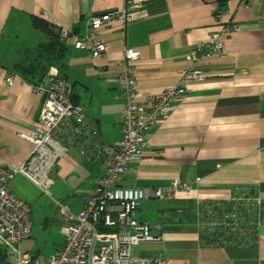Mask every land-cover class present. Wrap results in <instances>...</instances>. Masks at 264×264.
Wrapping results in <instances>:
<instances>
[{"label": "crops", "instance_id": "1", "mask_svg": "<svg viewBox=\"0 0 264 264\" xmlns=\"http://www.w3.org/2000/svg\"><path fill=\"white\" fill-rule=\"evenodd\" d=\"M140 1L131 21L115 20L99 30L108 46L104 56L75 48V37H69L63 40L65 55L45 68L43 79L54 70L72 83L73 101L99 127L103 144L97 160L71 147L60 159L58 179L47 194L66 197L70 222L103 176L113 143L122 137L125 99L117 75L125 47L141 52L135 61V87L143 93L175 85L182 72L197 66L204 78L189 82L171 113L145 133L142 159L129 163L119 180L122 186L146 191L138 218L150 222L155 212L168 221L164 227L150 223L160 225L153 229L159 239L140 244L161 243L164 249L141 255L169 264H264V224L257 238L237 245L213 243L198 235L195 225L201 197L246 193L264 200V0ZM123 7L124 0H0L1 161L25 160L33 143L22 134L36 125L43 101L32 89L35 83L17 69L35 61L39 45L46 42L32 16L81 35L92 15ZM213 33L222 41L220 54L194 53L197 43L207 44ZM10 73L12 85L5 81ZM19 176L32 183L17 175L8 188L23 200ZM176 177L189 181L192 189L174 200L154 197L157 187Z\"/></svg>", "mask_w": 264, "mask_h": 264}, {"label": "built area", "instance_id": "2", "mask_svg": "<svg viewBox=\"0 0 264 264\" xmlns=\"http://www.w3.org/2000/svg\"><path fill=\"white\" fill-rule=\"evenodd\" d=\"M141 7L140 0H124L122 9L92 15L84 34L74 35L59 27L60 38L63 41L75 37V48L88 50L94 57L104 56L108 46L99 37V30L115 20L131 21ZM221 48L219 33H213L207 44L198 42L193 52L210 56L220 54ZM140 56L136 48L123 49L117 75L125 99L122 137L113 143L114 152L106 161L104 174L90 190L83 208L64 227L63 245L44 263L20 252V243L31 235L32 220L29 206L9 191V183L22 175L47 194L58 179L60 159L71 147L77 146L83 155L97 160L103 154V144L99 127L86 118L84 106L73 101L72 83L66 77L50 70L42 83L32 84L43 101L36 125L22 137L31 141L33 147L20 164L0 160V247L17 253L14 264H169L163 258L133 256L134 245L159 239L153 229L160 225H151L137 216L146 191L122 186L119 180L129 163L142 159L145 133L171 113L189 82L203 79L205 74L196 66L182 72L177 84L143 93L135 87V61ZM5 81L12 85L14 75L6 74ZM191 185L176 177L157 187L153 195L174 200L189 192ZM197 209L198 235L219 245L253 241L264 224V200L246 193L222 199L201 197Z\"/></svg>", "mask_w": 264, "mask_h": 264}, {"label": "rangeland", "instance_id": "3", "mask_svg": "<svg viewBox=\"0 0 264 264\" xmlns=\"http://www.w3.org/2000/svg\"><path fill=\"white\" fill-rule=\"evenodd\" d=\"M37 34L41 36L39 31H37ZM18 178L21 181L17 183V188L20 189L22 199L29 206V215L32 220L31 235L20 243V252L22 254L28 253L32 258L38 259L40 263H44L64 243L63 230L69 222H67L69 213L65 203L66 197L48 195L21 176ZM159 201L161 200L159 199ZM159 201H156V205L163 204ZM164 204L166 205V203ZM149 220L151 224H154V221L160 222L163 227L168 224L166 219L158 217L155 212L154 215L149 217ZM0 249L3 252L0 264H14L17 253L11 249H4L2 247ZM163 249L164 245L161 243L152 246L134 245L132 247V254L133 256H140L145 251L155 250L156 252H160Z\"/></svg>", "mask_w": 264, "mask_h": 264}, {"label": "trees", "instance_id": "4", "mask_svg": "<svg viewBox=\"0 0 264 264\" xmlns=\"http://www.w3.org/2000/svg\"><path fill=\"white\" fill-rule=\"evenodd\" d=\"M31 19L33 26L44 35L46 42L39 45L40 54L35 61L18 65L17 69L25 80L36 84V82L43 79L45 68L51 64H56V61L65 55L67 49L60 38V31L57 27L38 16H32ZM44 61L47 65L44 64ZM2 254L3 252L0 249V261Z\"/></svg>", "mask_w": 264, "mask_h": 264}]
</instances>
